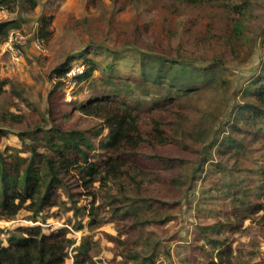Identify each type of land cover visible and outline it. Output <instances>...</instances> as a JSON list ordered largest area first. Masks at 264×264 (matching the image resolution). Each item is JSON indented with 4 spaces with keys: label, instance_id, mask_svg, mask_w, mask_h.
<instances>
[{
    "label": "rangeland",
    "instance_id": "1",
    "mask_svg": "<svg viewBox=\"0 0 264 264\" xmlns=\"http://www.w3.org/2000/svg\"><path fill=\"white\" fill-rule=\"evenodd\" d=\"M237 1L246 4V33L232 40L228 37L240 15L213 1L101 0L87 5L86 0H38L32 10L0 8V21L18 17V29L28 36L20 61H13L0 42L2 149L36 142L43 151L45 139H33L39 125L84 130L99 142L108 129H102L99 118L81 114L79 105L114 88L121 90L122 99L145 107L144 128L151 119L171 120L180 111L183 119H176V125L192 131L183 136L187 148L143 143L132 162L153 169L141 187L139 178H131L132 170L107 184L95 182V195L69 177L67 187L56 188L51 205L39 215L33 218L22 209L14 219H0L3 244L8 230L42 224L46 233L66 228L73 239L65 264H75V248L85 237L92 259L84 264H145L142 258L154 249L156 264H208L225 245L235 264H264V206L258 210V203L264 205V134L247 132L242 152L229 148L226 153L223 145L229 108L252 99L247 88L253 87L264 60V0ZM44 15L52 16L51 33L38 49L32 41L39 37ZM84 55L96 61L92 76L61 83L57 71L70 59L72 65L81 64ZM168 59L173 62L166 63ZM171 79L192 90L179 93L175 106L149 110L166 96L165 82ZM126 83L130 97L123 91ZM151 155L184 163L169 170L157 166L160 158ZM177 175L184 183L171 182ZM134 197H144L152 206L143 203L137 209Z\"/></svg>",
    "mask_w": 264,
    "mask_h": 264
},
{
    "label": "trees",
    "instance_id": "2",
    "mask_svg": "<svg viewBox=\"0 0 264 264\" xmlns=\"http://www.w3.org/2000/svg\"><path fill=\"white\" fill-rule=\"evenodd\" d=\"M100 1L86 0V3L96 5ZM186 1L188 3L213 1L230 6L240 15V18L235 19L233 33L229 35L228 40L244 37L246 33L244 32L246 26L242 20L246 14L244 1ZM37 5L38 0H0V8H7L10 11H15L17 8L21 11L32 10ZM51 18L52 16L46 15L41 17L37 32L39 38L48 39L50 37ZM19 27H21V21L18 17L0 21V42L5 41L12 29ZM83 58L85 70L77 76L76 81L87 79L96 70L95 59L88 58L86 55ZM70 61L66 67L57 71L61 83L67 78L66 73L71 66ZM168 62H173V60L168 59L166 63ZM165 83L168 86L166 96L155 101L149 110L159 109L166 103L175 106L179 93L184 95L192 90L189 87L187 91L185 84L179 85L173 79ZM126 84L123 91L125 96L130 97L132 94L127 91L131 85ZM252 84L253 87L247 88L252 99L247 100L243 105L235 104L229 108L228 119L224 124L228 128L223 142V145H226L224 147L226 153L229 148H235L239 152L244 151L247 132L253 136L264 134V60L260 74L253 79L251 86ZM4 92V81H0V98ZM122 95L120 89L114 88L110 93L93 95L79 105L81 114L99 118L102 121V129H108L107 135L99 142L91 141L84 130L74 129L65 132L57 127L46 129L45 126L39 125L33 128L35 136H38L33 139L37 142L45 139L43 151L36 142L19 149L13 146H6L2 149L0 146V219H14L22 209L31 211L33 218L39 215L51 205L54 190L58 187H67L66 180L69 177L76 178V184L88 195H95L92 189L95 182L101 181L107 184V181L116 180L123 174L128 175L132 170L131 178H139L137 186L141 187L140 183L150 175L148 174L150 169H153H142L132 162V160L136 162L134 156L140 154L144 142L153 145L172 142L171 144L175 146L187 148L188 145L184 143L183 136L191 135L192 131H180L179 126L176 125V119H183V112L174 111V117L171 120L151 119L150 126L146 129L142 122L145 107L130 99H122ZM11 115L15 120H20L16 113L11 112ZM179 131L183 134H179ZM98 132L100 129L94 133V138L98 137ZM99 149L102 151H98ZM27 151L30 155H20L21 152ZM95 156L97 159L92 160ZM151 157H159L160 159L155 164L169 170L175 169V166L181 162L184 163L182 158H163L159 155H151ZM44 176L48 179L42 182ZM181 179L179 175L173 176L171 182L184 183ZM134 198L138 202L137 209H140L143 203L152 206L151 203L143 201L144 197ZM28 201L29 203L26 204ZM258 206V210H262L264 205L258 203ZM124 213L129 214L130 210H125ZM89 215H94V212L90 211ZM67 232L66 228H61L46 233L42 224L20 225L14 230H8L5 238L6 245L3 244L4 239L0 236V264H65L69 257V247L74 242L68 237ZM214 242L218 243L216 240ZM90 248V240L85 237L75 248L74 263L84 264L91 260ZM156 254L157 250L154 249L148 256L143 257L142 261L144 260L145 264H156ZM215 258L208 264H235L231 247L227 245L218 250Z\"/></svg>",
    "mask_w": 264,
    "mask_h": 264
},
{
    "label": "built area",
    "instance_id": "3",
    "mask_svg": "<svg viewBox=\"0 0 264 264\" xmlns=\"http://www.w3.org/2000/svg\"><path fill=\"white\" fill-rule=\"evenodd\" d=\"M35 46L38 49L43 47V40L39 37L33 39ZM6 50L9 52L10 57L13 61H20L23 59L25 50L28 44V36L19 29H12L5 41L3 42ZM85 70V65L81 64H71L70 68L67 70V79L71 80L72 84L76 82L78 75L82 74Z\"/></svg>",
    "mask_w": 264,
    "mask_h": 264
},
{
    "label": "crops",
    "instance_id": "4",
    "mask_svg": "<svg viewBox=\"0 0 264 264\" xmlns=\"http://www.w3.org/2000/svg\"><path fill=\"white\" fill-rule=\"evenodd\" d=\"M32 45H34V47H36L35 44H34V41H32ZM27 48H28V44H27ZM27 48H26V49H27Z\"/></svg>",
    "mask_w": 264,
    "mask_h": 264
}]
</instances>
